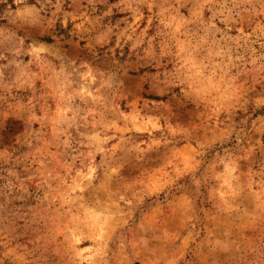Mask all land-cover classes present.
Segmentation results:
<instances>
[{
    "label": "rangeland",
    "instance_id": "obj_1",
    "mask_svg": "<svg viewBox=\"0 0 264 264\" xmlns=\"http://www.w3.org/2000/svg\"><path fill=\"white\" fill-rule=\"evenodd\" d=\"M0 264H264V0H0Z\"/></svg>",
    "mask_w": 264,
    "mask_h": 264
}]
</instances>
